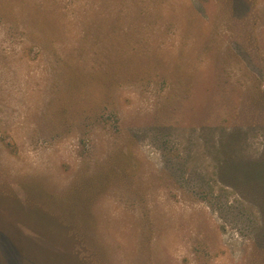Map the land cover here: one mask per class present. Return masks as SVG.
Segmentation results:
<instances>
[{
  "label": "rangeland",
  "instance_id": "obj_1",
  "mask_svg": "<svg viewBox=\"0 0 264 264\" xmlns=\"http://www.w3.org/2000/svg\"><path fill=\"white\" fill-rule=\"evenodd\" d=\"M40 2L0 22V264H264V0Z\"/></svg>",
  "mask_w": 264,
  "mask_h": 264
},
{
  "label": "trees",
  "instance_id": "obj_2",
  "mask_svg": "<svg viewBox=\"0 0 264 264\" xmlns=\"http://www.w3.org/2000/svg\"><path fill=\"white\" fill-rule=\"evenodd\" d=\"M33 0H0V22L3 24L6 30L11 31L17 29L18 26H24L26 28L25 36L29 41L30 38V23L37 27L35 22L39 17L40 20L46 18L44 2ZM37 17V18H36ZM42 45V42H40ZM235 133H223V135L213 136L212 149L216 154L217 168L224 177H231L233 167L236 165L237 159L241 158L242 151H237L235 146ZM209 145V144H208ZM208 145L206 146L207 148ZM261 162L255 163L254 167L243 168L241 170L242 176L245 178V185L250 188H259L257 193L261 197V203L258 206L259 210L256 215V222L259 229V233H262L264 228V153H261ZM221 168V170H219ZM238 174V173H237ZM238 176V175H237ZM236 177V176H235ZM232 177V179H235ZM242 184V183H241ZM259 186V187H256ZM261 191V192H259ZM256 228L255 231H258ZM258 233V232H257Z\"/></svg>",
  "mask_w": 264,
  "mask_h": 264
}]
</instances>
